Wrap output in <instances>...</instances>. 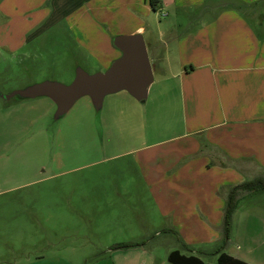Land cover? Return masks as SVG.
<instances>
[{"label": "crops", "instance_id": "1", "mask_svg": "<svg viewBox=\"0 0 264 264\" xmlns=\"http://www.w3.org/2000/svg\"><path fill=\"white\" fill-rule=\"evenodd\" d=\"M49 24L74 31L83 48L79 62L91 71L120 55L111 45L116 34H142L152 64L149 115L130 94L111 101L114 116L102 118V126L135 120L138 131L132 139L105 135L101 150L103 161L118 159L102 170L121 178L115 194L134 196L153 240L111 254L129 251L145 264H172L168 254L178 250L205 264L210 256L217 263L222 251L264 264V191H237L230 231L243 223L242 238L233 239L240 251L221 248L229 191L264 177V0H162L158 11L147 0H0V44L9 53ZM25 118L0 102L3 122ZM159 121L166 124L162 133ZM255 251L261 255L249 256Z\"/></svg>", "mask_w": 264, "mask_h": 264}, {"label": "rangeland", "instance_id": "2", "mask_svg": "<svg viewBox=\"0 0 264 264\" xmlns=\"http://www.w3.org/2000/svg\"><path fill=\"white\" fill-rule=\"evenodd\" d=\"M32 32L19 51L9 53L0 44V102L18 107L26 117L16 122L0 120V264H145V257L129 251L111 254L114 244L140 239H150L152 244L153 239L143 229L134 196L115 194L121 178L102 170L119 164L118 159L102 160L104 136L109 134L114 141L132 139L139 122L123 121L119 127L111 123L107 130L101 120L111 122L115 112L111 101L131 97L119 91L105 97L96 110L85 95L58 119L54 118L56 104L49 97L5 100L2 95L45 80L69 84L77 67L89 74L98 72L79 62L83 48L65 24ZM152 92L144 102L134 101L144 116L149 115ZM124 107L119 102L118 109L131 113ZM146 120L140 129H147ZM159 122L156 126L162 133L166 124ZM262 227L260 222L254 224L257 233ZM243 231V223L235 222L227 249L240 251L241 243L233 239L242 238ZM205 264L217 263L210 256Z\"/></svg>", "mask_w": 264, "mask_h": 264}, {"label": "water", "instance_id": "3", "mask_svg": "<svg viewBox=\"0 0 264 264\" xmlns=\"http://www.w3.org/2000/svg\"><path fill=\"white\" fill-rule=\"evenodd\" d=\"M111 45L120 51V55L104 71L89 74L77 67L69 84L45 80L2 96L6 100L13 96L18 99L49 97L56 104L55 119L62 117L85 95L90 97L96 110L101 108L106 95L122 90L144 102L154 75L142 34H116L111 38Z\"/></svg>", "mask_w": 264, "mask_h": 264}, {"label": "trees", "instance_id": "4", "mask_svg": "<svg viewBox=\"0 0 264 264\" xmlns=\"http://www.w3.org/2000/svg\"><path fill=\"white\" fill-rule=\"evenodd\" d=\"M150 8L153 11L160 10L162 6V0H147ZM238 190H245L249 192L255 191H264V177H255L249 180L244 181L243 183L234 186L228 193L226 205L224 209L223 215V239L221 248L225 246L227 243L230 227H231V218L233 211L236 207L237 201V191ZM141 243L138 242H121L114 244L111 249H125L129 247H134L140 245ZM220 252V250H219ZM168 260L172 264H204L203 260L195 255H186L180 253L178 250H173L168 254ZM217 264H249L239 258H235L230 256L225 252H220L217 257Z\"/></svg>", "mask_w": 264, "mask_h": 264}]
</instances>
